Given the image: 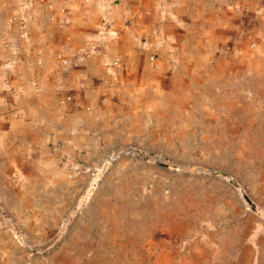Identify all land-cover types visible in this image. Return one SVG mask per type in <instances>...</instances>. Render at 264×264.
<instances>
[{
    "label": "rangeland",
    "instance_id": "1",
    "mask_svg": "<svg viewBox=\"0 0 264 264\" xmlns=\"http://www.w3.org/2000/svg\"><path fill=\"white\" fill-rule=\"evenodd\" d=\"M248 16L198 59L144 46L159 88L144 91L140 116L127 111L135 130L127 117L118 141L106 132L77 149L22 151L29 181L60 188H0V229L36 264H217L220 247L262 236L264 13Z\"/></svg>",
    "mask_w": 264,
    "mask_h": 264
},
{
    "label": "crops",
    "instance_id": "2",
    "mask_svg": "<svg viewBox=\"0 0 264 264\" xmlns=\"http://www.w3.org/2000/svg\"><path fill=\"white\" fill-rule=\"evenodd\" d=\"M251 12L260 21L264 0H0V188L58 190L29 181L16 156L39 141L60 151L106 132L118 141L127 117L135 130L127 111L141 115L144 91L157 98L159 72L144 46L166 60L198 59L232 42ZM260 237L220 247L216 263L264 264ZM30 262L39 260L0 229V264Z\"/></svg>",
    "mask_w": 264,
    "mask_h": 264
},
{
    "label": "built area",
    "instance_id": "3",
    "mask_svg": "<svg viewBox=\"0 0 264 264\" xmlns=\"http://www.w3.org/2000/svg\"><path fill=\"white\" fill-rule=\"evenodd\" d=\"M152 60V59H151Z\"/></svg>",
    "mask_w": 264,
    "mask_h": 264
}]
</instances>
